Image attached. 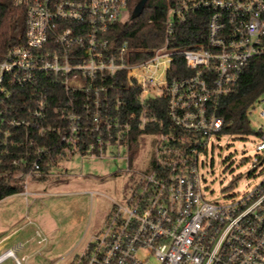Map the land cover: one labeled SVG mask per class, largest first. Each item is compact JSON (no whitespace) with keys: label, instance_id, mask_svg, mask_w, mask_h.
<instances>
[{"label":"built area","instance_id":"2783aa9c","mask_svg":"<svg viewBox=\"0 0 264 264\" xmlns=\"http://www.w3.org/2000/svg\"><path fill=\"white\" fill-rule=\"evenodd\" d=\"M12 2L25 10V31L0 59V155L23 147L12 163L30 165L26 177L44 178L76 153L115 159L125 150L127 171L136 174L128 193L113 200L104 226L68 264H152L150 257L158 264H264V174L239 197L211 199L200 172L210 141L223 134L221 99L264 55V0H171L165 42L144 58L143 49L117 42L113 32L131 0ZM198 13L207 20L205 40L172 47L176 26ZM177 55L192 74L172 75ZM130 87L139 90L140 108L122 114V91ZM59 90L65 99L53 106L50 95ZM159 99L165 119L147 110L148 100ZM260 117L253 169L264 171V109ZM148 124L163 130L142 134L146 156L133 168L131 133ZM50 132L60 135V146L43 170L51 146L40 139ZM87 132L94 140L82 149ZM9 258L29 260L10 249L0 264Z\"/></svg>","mask_w":264,"mask_h":264},{"label":"rangeland","instance_id":"374dc122","mask_svg":"<svg viewBox=\"0 0 264 264\" xmlns=\"http://www.w3.org/2000/svg\"><path fill=\"white\" fill-rule=\"evenodd\" d=\"M3 1L6 0H0ZM130 18L128 10L122 22ZM261 103L249 114L255 131L263 123L260 112L264 101ZM259 140L256 134H222L210 141L201 158L205 163L200 167L208 198L239 197L261 181L264 171L260 166L253 169V158L259 154L256 150ZM146 143L147 137H144L143 149L130 151V157L137 160L133 168H141ZM124 151L122 158L115 159L76 153L71 158L56 159L58 165L50 168L49 176L26 177L24 185L28 193L13 199H18V203L8 200L0 204V255L15 248L18 256L29 257L25 264H68L73 256L69 252L88 219L93 218L90 237L104 226L112 207L111 199L118 200L130 190L136 174L127 171ZM34 191L56 194L40 196ZM149 260L158 264L154 257ZM1 264H13L12 259Z\"/></svg>","mask_w":264,"mask_h":264},{"label":"trees","instance_id":"16d2710c","mask_svg":"<svg viewBox=\"0 0 264 264\" xmlns=\"http://www.w3.org/2000/svg\"><path fill=\"white\" fill-rule=\"evenodd\" d=\"M140 0H131L129 6L130 20L119 22L114 26L113 32L117 42L129 41V44L135 50L143 49L144 52L139 57H146L149 51L165 42V24L166 13L171 0H148L143 13L134 17V8ZM206 17L201 14L192 15L186 22L177 25L174 39L171 46L178 49L194 47L197 43L203 42L206 38ZM25 31V10L23 7L15 6L12 0L0 2V59L5 55L8 48L20 42ZM193 70L188 68L181 55H177L172 66V75L183 77L192 74ZM126 94V101L121 105L122 114L131 110H139L137 96L139 90L130 87L123 90ZM128 93V95H127ZM264 94V55L254 58L245 68L236 88L227 96L223 97L219 106V115L224 118L223 134L249 135L257 134L252 128L248 114L249 107ZM58 96V97H57ZM50 95L51 105H56L64 101L63 91L58 95ZM148 113L156 112L159 117L165 119V100H148ZM52 106V107H53ZM51 122H56L54 111L51 108ZM67 127L68 121H63ZM158 124H148L145 128L139 129L134 125V130L130 137V149L138 150L140 148L142 134L152 131H161ZM94 133L87 132L83 134L81 148L85 149L88 143L94 140ZM42 143L48 144L51 153L49 157L45 156L42 169L47 170L46 161L55 158L59 151L60 135L50 132L48 138H41ZM55 145V146H52ZM23 147L11 148L9 154L0 155V200L3 198L21 192L24 188L26 175L30 170V165L13 164L14 158H19L17 152L23 150ZM14 151V152H13ZM116 175V174H115Z\"/></svg>","mask_w":264,"mask_h":264},{"label":"crops","instance_id":"0c3cea01","mask_svg":"<svg viewBox=\"0 0 264 264\" xmlns=\"http://www.w3.org/2000/svg\"><path fill=\"white\" fill-rule=\"evenodd\" d=\"M26 187H27V185L25 184L24 185V188H23V190L21 192H18V193H15V194H12V195H9V196L3 198L2 200H0V204L6 202L8 200H10L12 203H18V199H15L14 201H13V199L14 198H17V197H24L23 194L28 193L26 191ZM33 193L36 194V195H40V196H42V195H48V194H56V193L47 192V191H45V192L34 191ZM81 193H87V192H81ZM111 200H112V203H113V200L114 199H111ZM110 210H111V208H110ZM110 210H109V212H110ZM108 214H107V216H108ZM92 222H93V218L90 217L88 219V221L86 222V225H85L83 231L81 232V235L79 236L77 242H75L74 245L72 246L69 254H73L74 255V254H76L77 252H79L84 247V245L86 244V242L91 237V235L89 237V233H90V229H91V226H92ZM12 249H15V248H12Z\"/></svg>","mask_w":264,"mask_h":264},{"label":"water","instance_id":"95a60500","mask_svg":"<svg viewBox=\"0 0 264 264\" xmlns=\"http://www.w3.org/2000/svg\"><path fill=\"white\" fill-rule=\"evenodd\" d=\"M147 1H148V0H140V1L136 4V6H135V8H134V13H133V16H134V17L140 16V15L143 13Z\"/></svg>","mask_w":264,"mask_h":264}]
</instances>
